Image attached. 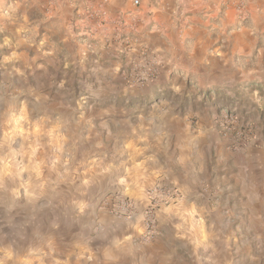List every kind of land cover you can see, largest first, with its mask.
<instances>
[{
    "label": "rangeland",
    "instance_id": "1",
    "mask_svg": "<svg viewBox=\"0 0 264 264\" xmlns=\"http://www.w3.org/2000/svg\"><path fill=\"white\" fill-rule=\"evenodd\" d=\"M135 1L0 0V169L18 175L4 201L26 222L0 236V264H97L118 230L146 245L190 235L212 264H264V0ZM201 21L212 59L182 42ZM225 43L229 60L216 50ZM153 128L196 148L193 165L209 177L199 209L173 183L123 194L142 211L156 187L181 194L158 207L144 241L142 214L119 219L122 193L97 191L110 166L130 173L125 140ZM104 155L119 166H99Z\"/></svg>",
    "mask_w": 264,
    "mask_h": 264
},
{
    "label": "crops",
    "instance_id": "2",
    "mask_svg": "<svg viewBox=\"0 0 264 264\" xmlns=\"http://www.w3.org/2000/svg\"><path fill=\"white\" fill-rule=\"evenodd\" d=\"M114 8L117 10L121 9L118 5H115ZM201 22V25L193 26L196 30L186 29L183 32L182 42L186 43L190 39L194 43L193 59L200 60L199 58L204 55L201 52H204L208 59H212V29L206 30L202 27L204 22ZM162 33L164 34L163 31ZM224 34H228L227 31ZM164 42L167 44L166 38ZM223 46L224 48L218 47L216 50L220 52L219 54H222V58L229 60L232 57V48H227L226 43ZM198 60L196 62L188 61V68L192 64L199 62ZM224 62L230 65L233 64V61ZM153 132L154 134L150 132L143 135L140 140H137L136 136L125 140V142L131 140L134 142L131 146L132 149H129L131 153L127 154L125 161L120 162L125 169L129 168L130 173L123 174V171H116L115 173L114 167L116 165L114 164V167L110 166V168H113V173L103 175L105 180L103 179V183H101L103 185L102 187L100 186L97 193L104 195L120 192L129 194L137 199H143L146 196V188L152 184L173 183L181 188L184 195L181 202L184 205L189 208H201L199 206L201 203L200 198L202 197L201 193L204 191L200 190V188L203 185V181L208 180L209 174L208 169L204 171V167L200 169L193 165V162L197 160V157H195L197 152H194V150L197 151L196 148L182 144L181 140L171 141L169 139L167 141L166 137H163L156 128H153ZM101 136L104 137L105 133ZM113 136L115 135H112V139L115 138ZM4 158L8 160L9 155H0V165L4 162ZM119 161L113 156L109 158L104 155L97 162L102 163L99 166L106 168L109 166L107 164L104 165V163L115 162L119 166ZM173 163L175 167L170 165ZM14 177H18V175H14L13 172L8 170L0 169V236H6L5 239L15 227L21 223H26L23 215H20L12 205L4 201L5 195L14 194L16 190V186L11 184V180ZM206 192L210 194L209 192H212V190L208 188ZM107 217L117 223L111 216L107 215ZM113 229L114 227H107L109 232L113 231ZM129 238L130 236L126 237V233H122L120 230L111 237H105V241L94 253V257L98 259L97 264H212V250L203 251L198 246L191 245L193 241L190 235L167 233L155 243L148 245L137 244Z\"/></svg>",
    "mask_w": 264,
    "mask_h": 264
},
{
    "label": "built area",
    "instance_id": "3",
    "mask_svg": "<svg viewBox=\"0 0 264 264\" xmlns=\"http://www.w3.org/2000/svg\"><path fill=\"white\" fill-rule=\"evenodd\" d=\"M139 4V1H135ZM149 205L141 210L139 205L127 196L119 195L114 200L113 211L119 219L126 221H133L140 214L143 216L144 241H151L154 238L156 232V216L157 209L162 204H169V202L178 201L181 197L179 190L175 187L165 186L156 187L148 192Z\"/></svg>",
    "mask_w": 264,
    "mask_h": 264
}]
</instances>
